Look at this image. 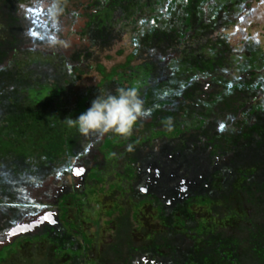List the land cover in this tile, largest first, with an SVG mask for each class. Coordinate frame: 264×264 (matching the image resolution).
<instances>
[{"label":"rangeland","instance_id":"1","mask_svg":"<svg viewBox=\"0 0 264 264\" xmlns=\"http://www.w3.org/2000/svg\"><path fill=\"white\" fill-rule=\"evenodd\" d=\"M34 1L43 11L57 5L59 11L53 25L64 28L60 33V29L41 24L47 39L46 50L61 48L69 54L74 53L75 47L78 51L91 50L89 38L81 41L80 35L66 36L70 24L80 31L88 30L87 25L95 21L104 45L109 42L108 37H116L111 53L129 45L134 29L123 22L129 16L127 13L119 15L121 0ZM222 2L209 0L203 4L200 17V0L194 1L191 30L182 45V49L191 50L207 46L205 52L214 55L209 64L199 63L204 69L198 67L192 74L199 75L201 85L193 82L188 88L203 86L209 101L218 86L222 98L211 99L209 105L196 104L192 91L178 88L191 73L187 68L190 63L182 61L185 67L172 63V57L179 54L178 47L168 50L162 59L148 58L142 64L136 61L133 71L140 68L141 75L136 82L124 84L125 88H135L138 95L143 93L150 99L142 104L144 115L129 133L133 137H122L110 154L100 147L96 149L93 143L84 149L89 135L66 120L77 119L91 106L94 99L89 98L74 104L71 93L94 85L98 76L93 73L84 77L77 87L74 77L58 58L50 56V51L26 54L22 50L19 61L26 69L27 80L39 74L46 84L43 91L50 90L49 95L66 99L59 112L43 96L29 99L27 104L32 108L29 107L28 124H20L11 117L0 125V257L6 255L5 264H78L77 260L86 264H197V253L208 258L211 248L216 246L215 235L232 237L244 225L251 228L258 216L263 222L264 208L254 204L252 193L242 197L239 187L251 183V188H255L253 183L264 174V108L252 111L253 97L264 106V0ZM143 3L145 7L150 1ZM179 11L175 8L166 19L172 36L186 28L181 24L184 15ZM203 18L209 22L200 24ZM103 19L115 26V34L105 35L99 23ZM21 22L10 10L0 15V41L10 46L20 42ZM75 54L73 58L78 53ZM119 60L121 57L110 63ZM253 61L258 62L255 72L259 79L249 75ZM86 68L82 64L81 69ZM205 75H211L212 82L202 78ZM258 81V93L248 89L247 85ZM25 84L21 86L26 88ZM228 85L232 86L229 92L223 90ZM106 90L114 92L109 86ZM197 97L201 99V93ZM201 116L207 120L203 122ZM156 129L165 133L148 137ZM65 139L77 158L68 179L53 186L54 160ZM95 170L101 171L102 180L88 179V173ZM71 193L77 194L80 203L73 201ZM202 198L209 203H199ZM240 198L251 199L252 205L246 203L242 210ZM43 201L51 205L38 207ZM60 202L66 208L64 220L60 217L64 213V208L58 206ZM178 217H185L186 227L175 224ZM199 223L203 226L196 232ZM50 226L69 234L72 247L62 250L56 243L58 252L54 251L44 237ZM81 233L90 241L84 242L82 248L74 245L81 242ZM7 245L13 246L12 251L6 250ZM190 247L192 251H188Z\"/></svg>","mask_w":264,"mask_h":264},{"label":"trees","instance_id":"2","mask_svg":"<svg viewBox=\"0 0 264 264\" xmlns=\"http://www.w3.org/2000/svg\"><path fill=\"white\" fill-rule=\"evenodd\" d=\"M121 1L122 2L119 4L121 9L118 10V12L120 11L119 15H124L127 13L129 16H127L126 21L123 22L126 25L131 24L134 29V31L129 36V45H124L120 47L116 52L111 53V49L113 48L116 42V37L112 38L111 35V37H108L109 42L104 45L99 39V26L96 21L87 25L89 27L88 30L86 29L87 31L85 29H82L80 31L78 29H73L72 24H70L68 26L69 31L66 37H69L73 34L75 36L80 35L81 41H86V39L89 38L88 44L90 43L92 45L91 50L85 51H78V47L73 48V54H75L76 52L78 53L77 56L73 58V54H69L70 51L67 53L66 49L58 48L57 51L56 49H45L44 42L47 39L43 35L44 31L43 29H41V26L43 25L41 24H45V27L49 29H60V33L64 29L60 28L61 25H53V21H55L56 17L55 15L58 14L57 12L59 11L57 5H52L51 8L45 9L43 11L42 9H40L38 2H35L34 0H0V15L4 16V14L10 10L13 12L14 16L20 19V21L22 20L19 30L20 35L22 36L20 42L10 46L7 44L6 41H0V69H5L4 71H0V73L2 72L1 78H3L0 84V125L6 124L8 122L7 118L11 117L12 119H18L20 124H28L30 121L29 117L31 116V111L29 110V107L31 106L29 105V103L27 104L29 99H37V97L43 96V99L46 100H44L45 102L52 101L54 103L53 110H57L58 112L59 110L63 109V106L65 104V102L63 101L64 99H66L65 97H54L49 95L51 92L50 90L43 91V89H45L44 87H46V84L42 83L41 75L37 74L36 77L32 80H27L26 69L23 67V63L19 61V59H22L21 54L22 50L24 49V52L26 54H47V52L50 51V56L58 58L65 67L66 72L68 71L69 75L74 77V85L77 87H79L84 77L90 76L93 73L98 76L99 80L94 85L85 86V88L82 89L83 92L82 90H74L71 93L72 98L74 99V104H77L80 99H95L98 95H109L110 93L106 90L107 86H109L111 91H113L112 89H114L112 95L117 94L118 89L125 88L124 84H128L129 81L136 82L137 79L140 77V66L138 67V71H133V69L136 67V65L133 64L134 62L140 61L142 64L148 58L155 57L156 59H162V57L168 53V50L173 49L175 47L179 48L178 56L172 57V63H175V67H178L177 62L181 63L179 65H182L184 67L187 66L186 63H182V61H186L191 65H188L187 67L191 73L187 77H185V82L182 84L181 87L178 88H181L182 90L189 89V91H192V99L195 101L193 102L196 104L203 103L204 105H209L211 99L212 101H215L216 99L222 98V89H220V87L218 88V86L216 87V85H218L217 82L215 85L216 88L212 92L213 95L211 94L209 96V101H206L207 99H205L206 89H203V86H200L201 88H197L194 85L193 87L188 88L189 85H191V83L193 82L200 84L197 80L201 79L199 75H192L194 72H197L199 68L204 69V67H199V63L209 64L211 61L214 60V55L212 54L213 52L210 53V55L205 52V48L207 46H200L198 48H195V50H191L189 47L182 49V45L184 44L186 35L190 33L191 30L190 17L192 14V5L195 0H149L150 4L145 7L143 6V2L146 0ZM208 1L209 0H200V6L198 9L200 12V17L203 16L201 15V6L203 4H206ZM225 1L226 0H223V2ZM124 6L128 8V10H124ZM175 8H179V12L184 15V19L182 20L181 24H185L186 28L180 30L177 36H172V31L169 30L170 28H167L170 25L166 19ZM107 10L111 11V8ZM215 13H217L216 10ZM207 22L209 21H205L203 18V20L200 21V24H204ZM99 23H101L104 27V30L106 32L105 35H110L111 33L115 34V26H113L112 23L108 22L107 19H103ZM198 28L199 30L201 29V27ZM33 33H35V35H33ZM256 45L258 44L256 43ZM127 47H130V50H127ZM253 48H256V46H254ZM117 57H121V60H119L118 62L110 63L111 60L115 61ZM178 58L179 61H176V59L178 60ZM26 59L28 60V57H26ZM15 61L16 63L13 64ZM257 63V61H253V63H251V65L253 66V72L249 75H252L254 78L256 77L257 79H259L260 76H258L256 74L257 72H255V70H257ZM82 64L87 67L86 70L81 69ZM262 66H264L263 58ZM147 70L150 69L148 68ZM137 72L140 74H138ZM224 76L225 74L223 72L222 77ZM202 78H204L207 82H210L212 80L211 75H205ZM7 81H10V83H12L11 86L8 84ZM16 81H19L20 83L24 81L21 84L27 83L25 84L27 85L26 88L21 86L20 83H16ZM236 85L239 87L238 84ZM247 87L248 89L256 91L258 93V89L261 87V82L258 81V83H255L253 85H247ZM231 88L232 86L228 85L223 90L229 92ZM170 91H172V89ZM200 93L202 100L198 99L197 97ZM27 94L32 98L26 96ZM138 97L139 99H143L142 104L144 102H147V99L149 98L148 96L146 97L143 93L138 95ZM252 99L254 100L252 111L260 112L262 108H264L263 104L255 97H253ZM89 102L90 101H88V103ZM187 108L188 106L185 107V111H188ZM201 118L204 122L206 117L201 116ZM51 124H56V122L52 121ZM164 133V130L156 129L153 130L148 135V137L155 138L161 136ZM87 134L89 135V137L88 140H86L83 144L84 149H88L87 147L92 146L93 143L96 144V149L100 147L104 150L105 154H110L113 150V146L115 144H119L121 141L120 139L122 137H124L125 135H130L118 134L114 131H93ZM130 136L133 137V135ZM5 137L8 139L12 138L9 134H5ZM76 158L77 156L72 155L69 143L65 139L63 142L62 151L58 153L54 160L55 167L53 168V186L60 185L62 179H68L69 175H71L73 163L75 162L74 160H76ZM88 177V179H92V177H94L97 180H102L101 171H91L90 173H88ZM253 185L255 188L252 189L251 183L242 184L239 187L240 193L242 197L243 194L252 193V197L255 201V203L254 201L253 203L257 205L258 208H264V174L257 177ZM69 196H71L73 201H75L76 203H80L81 200L76 193H71ZM67 198L68 197L66 196L64 199ZM251 199L248 200L240 198V201H238L239 207L243 210L244 207H246V203L248 206H251ZM198 202L203 204L209 203V201L205 198H202V200ZM47 204L51 205V203L43 201L39 202L37 206L44 207L48 206ZM58 206L64 208V213H62V215L60 216L61 219L64 220L66 215V208L64 206V203L60 202ZM262 217H264V215H262ZM258 221L259 216L258 218L255 217L253 219V221L251 222V228H247L248 226L244 225V227H242L237 233L233 234L232 237L215 235L216 246H213L211 248L208 258H203L199 255L200 253H197V264H264V218L263 222ZM175 224L182 228L186 227L185 217H178L175 221ZM202 226L203 224L199 223L197 229H194V231H201ZM59 230L60 229H55L50 226L46 235L44 236L45 239L48 241V244H52L54 246H52L53 250L57 252L58 250L56 247L58 244H60L58 246L62 250H67L73 245V243L69 240V234H63V231ZM83 235L84 234L81 233V242H76L74 243V245L76 244L77 247L80 246L82 248V244L84 242H90ZM24 240L30 241L29 238H25ZM153 241L156 244H161L159 240ZM18 242L20 241L17 240V244L19 245L20 243ZM56 243L58 244L56 245ZM188 246L190 245L188 244ZM5 248L8 252H10L12 251L13 246L7 245ZM188 251H192V248L190 247ZM81 254L82 258L84 259L85 251H82ZM4 257H6V255L0 257V264H5L4 260H6V258ZM77 262L78 264H86V262L83 263L79 260H77Z\"/></svg>","mask_w":264,"mask_h":264},{"label":"clouds","instance_id":"3","mask_svg":"<svg viewBox=\"0 0 264 264\" xmlns=\"http://www.w3.org/2000/svg\"><path fill=\"white\" fill-rule=\"evenodd\" d=\"M144 115L142 101L135 88H120L117 94L98 95L91 106L77 119L67 118L68 124L81 133L114 131L129 134L137 120Z\"/></svg>","mask_w":264,"mask_h":264},{"label":"snow or ice","instance_id":"4","mask_svg":"<svg viewBox=\"0 0 264 264\" xmlns=\"http://www.w3.org/2000/svg\"><path fill=\"white\" fill-rule=\"evenodd\" d=\"M33 35H35V33H33ZM222 127H223V126H222ZM81 171H83V169H81ZM77 175H79V173H77ZM44 219H45V220H47V219H48V217H47V216H45V217H44ZM21 230L23 231V229H21ZM14 234H15V233H14Z\"/></svg>","mask_w":264,"mask_h":264}]
</instances>
